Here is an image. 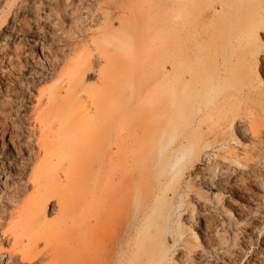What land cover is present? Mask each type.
<instances>
[{"label":"rangeland","instance_id":"rangeland-1","mask_svg":"<svg viewBox=\"0 0 264 264\" xmlns=\"http://www.w3.org/2000/svg\"><path fill=\"white\" fill-rule=\"evenodd\" d=\"M0 264H264V0H0Z\"/></svg>","mask_w":264,"mask_h":264},{"label":"bare ground","instance_id":"bare-ground-1","mask_svg":"<svg viewBox=\"0 0 264 264\" xmlns=\"http://www.w3.org/2000/svg\"><path fill=\"white\" fill-rule=\"evenodd\" d=\"M207 155V154H206Z\"/></svg>","mask_w":264,"mask_h":264}]
</instances>
